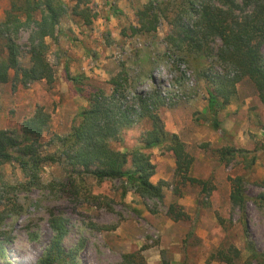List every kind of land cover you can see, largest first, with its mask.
Wrapping results in <instances>:
<instances>
[{
	"label": "rangeland",
	"instance_id": "374dc122",
	"mask_svg": "<svg viewBox=\"0 0 264 264\" xmlns=\"http://www.w3.org/2000/svg\"><path fill=\"white\" fill-rule=\"evenodd\" d=\"M147 1L91 0L97 15L91 26L79 19H65L59 47L51 45L49 53L55 83L49 86L43 81L27 89L18 87L16 92L12 84H0V131L19 133L23 122L33 116L37 107H43L52 116V126L41 139L42 153L59 154L60 146L51 145V141L68 135L74 119L88 107L91 94L100 89L109 93V82L125 70L136 91L148 95L157 90L164 98L159 112L165 130L178 135L186 145L195 159L192 176L210 182V197L203 196L198 187L181 185L174 176V157L164 149L149 151L156 166L151 181L154 185L165 183L161 202L143 199L133 192L123 195L120 181L100 185L90 181L93 195L105 198L100 200L103 204L69 202L61 193L44 189L51 183L66 181L63 166H47L42 187L17 193L21 213L12 214L0 226V246L7 250V259L0 260V264H37L53 238L52 214L69 223L65 247L74 250L83 245L80 264H227L210 257L230 247L241 253L233 264H248L251 254L246 249L242 215L230 200L229 179L244 177L251 199L264 194V152L258 155L255 165L250 166L252 157L248 156L225 166L219 151L230 147L252 152L264 149V103L254 85L244 80L219 115L221 131H215L208 110L210 84L205 76H232L234 71L206 59L200 60L199 70L187 60L179 63V55L168 52L165 39L169 27L165 22L155 34L134 36L129 29L138 27L134 7ZM10 5L11 0H0V22ZM112 8L121 13L112 15ZM19 44L23 65L28 66L26 34ZM6 47L7 41L0 38V60L8 57ZM80 61L88 63L89 77L78 72L83 66ZM66 63L76 67L78 74L73 77L81 78L78 85L65 78ZM59 75L67 84L65 92L62 85L58 91ZM150 127L146 120L125 130L113 147L122 151L142 147L141 137ZM1 170L14 186L24 181L17 164ZM171 205L181 208L188 219L174 222L168 216ZM247 212L251 239L264 253V209L250 203ZM128 255L136 259L127 261Z\"/></svg>",
	"mask_w": 264,
	"mask_h": 264
},
{
	"label": "trees",
	"instance_id": "16d2710c",
	"mask_svg": "<svg viewBox=\"0 0 264 264\" xmlns=\"http://www.w3.org/2000/svg\"><path fill=\"white\" fill-rule=\"evenodd\" d=\"M138 27L129 29L134 36H149L157 33L162 22L169 27L165 43L169 53L179 55L199 70L200 60L206 59L225 69L231 75H206L210 87L207 90L208 110L212 115V128L220 132V113L230 105L237 93V86L250 81L264 103V0H148L134 7ZM117 16L120 10L111 9ZM97 18L91 0H11L5 19L0 22V38L7 41L6 60H0V84H12L27 89L30 85L45 81L49 86L56 80L54 66L49 61L51 45L59 47L65 19H79L91 26ZM124 31V36H125ZM27 35L26 50L29 65L24 66L22 47L19 41ZM67 79L78 85L81 78L72 77L65 66ZM13 73V75H12ZM109 93L100 89L91 94L88 107L73 121L71 131L64 137H56L51 145L58 144L60 153H42L43 135L52 126V116L43 107H37L32 117L26 119L20 132L0 131V226L12 214H20L21 206L17 193L39 189L47 166L60 165L65 169V183H51L44 189L61 193L69 202L84 201L102 203L104 197L93 195V181L97 185L120 181L123 195L133 192L143 199L163 201L165 183L154 185L152 178L156 166L149 151L164 149L175 161V178L182 186L198 187L201 194L210 197L213 187L209 181L192 176L195 159L176 134L168 133L160 116L165 100L157 90L144 94L134 89V82L124 70L109 82ZM148 121L150 129L141 137L142 147L117 150L125 130ZM255 151L224 148L219 151L222 164L229 166L236 158L252 157ZM17 164L24 181L14 186L6 181L1 168ZM232 185L230 196L233 207L240 211L245 230L246 249L251 254L248 264H264V253L259 252L251 239L247 225L248 205L264 209V194L251 199L247 195L244 177L229 179ZM105 199V198H104ZM168 216L174 221H184L188 216L177 205H171ZM69 223L52 214L50 228L53 238L37 264H80L82 246L68 250L65 239L69 235ZM234 247L220 250L210 260L233 264L240 258ZM135 255L125 256L127 261ZM7 259V250L0 246V260ZM142 259V258H141ZM164 264H169L164 261Z\"/></svg>",
	"mask_w": 264,
	"mask_h": 264
},
{
	"label": "crops",
	"instance_id": "0c3cea01",
	"mask_svg": "<svg viewBox=\"0 0 264 264\" xmlns=\"http://www.w3.org/2000/svg\"><path fill=\"white\" fill-rule=\"evenodd\" d=\"M110 18V17H109ZM81 58H83V56H81ZM79 63H81V66L83 65V62L82 61H80ZM68 66V68H69V72H70V74L72 75V77L75 75L76 76V74H78V73H76V67L75 66H71V65H69L68 63H66L65 65H64V71H65V66ZM72 65H75V64H72ZM80 71H78L80 74H85L87 77H89L90 75H89V69H88V63L86 62L80 69H79ZM60 76V79H59V82H60V84L58 83V91L59 90H61V85H62V92H65L66 90H67V84L65 83V79H64V76L63 75H59ZM65 78L67 79V74H66V72H65ZM64 93H62V95H63ZM75 100H78L79 99V97H75L74 98Z\"/></svg>",
	"mask_w": 264,
	"mask_h": 264
}]
</instances>
